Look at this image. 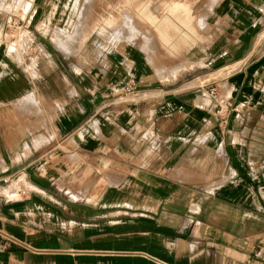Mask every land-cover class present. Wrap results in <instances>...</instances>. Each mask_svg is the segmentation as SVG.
I'll use <instances>...</instances> for the list:
<instances>
[{"label":"crops","instance_id":"0c3cea01","mask_svg":"<svg viewBox=\"0 0 264 264\" xmlns=\"http://www.w3.org/2000/svg\"><path fill=\"white\" fill-rule=\"evenodd\" d=\"M83 1L0 4V264H264V0Z\"/></svg>","mask_w":264,"mask_h":264},{"label":"rangeland","instance_id":"374dc122","mask_svg":"<svg viewBox=\"0 0 264 264\" xmlns=\"http://www.w3.org/2000/svg\"><path fill=\"white\" fill-rule=\"evenodd\" d=\"M5 0H0V4H2ZM134 1H138L140 4L147 3L149 0H127V2L133 3ZM22 2H24L22 0ZM124 0H122V3ZM80 2L72 12V19L76 20V25L73 27V30L71 32H66L68 35H77L80 31V27L78 24H80L81 20H85L87 18H93L96 22H106V24L109 21V25L104 27H96L93 28V31L99 35L106 36L108 34H114L118 35L117 32V19H118V0H84L83 4ZM16 11V9H15ZM18 12V11H16ZM106 16V17H105ZM127 31L133 29L130 26L126 27ZM123 36V32H121ZM7 42L9 40L6 39ZM79 46H83V43H79ZM13 50H15L17 53L20 52L21 48V42H16L12 46Z\"/></svg>","mask_w":264,"mask_h":264},{"label":"built area","instance_id":"2783aa9c","mask_svg":"<svg viewBox=\"0 0 264 264\" xmlns=\"http://www.w3.org/2000/svg\"><path fill=\"white\" fill-rule=\"evenodd\" d=\"M23 1L24 3L16 8L18 12L15 10L7 12L3 36L5 39L9 40L10 43L22 42L26 49H29L33 47V42L26 34L27 27H25V23L33 0ZM209 94L213 97L214 90H210ZM237 110V106L233 105L228 100H223L219 102L215 112L219 115L220 122L225 124L230 113L236 112Z\"/></svg>","mask_w":264,"mask_h":264},{"label":"bare ground","instance_id":"6f19581e","mask_svg":"<svg viewBox=\"0 0 264 264\" xmlns=\"http://www.w3.org/2000/svg\"><path fill=\"white\" fill-rule=\"evenodd\" d=\"M105 17H106V16H105ZM108 23H109V21H108ZM177 31H179V29H178Z\"/></svg>","mask_w":264,"mask_h":264}]
</instances>
